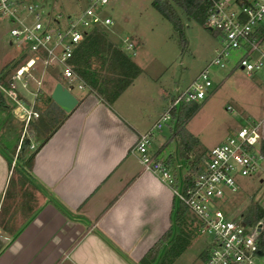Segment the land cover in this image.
Returning a JSON list of instances; mask_svg holds the SVG:
<instances>
[{
	"label": "crops",
	"instance_id": "crops-1",
	"mask_svg": "<svg viewBox=\"0 0 264 264\" xmlns=\"http://www.w3.org/2000/svg\"><path fill=\"white\" fill-rule=\"evenodd\" d=\"M101 39L94 32L82 40L72 64L90 85L98 68L93 76L102 73L105 84L83 91L69 112L61 110L30 165L11 167L12 155L0 147V264H139L171 225V188L141 170L132 151L150 125L152 105L139 101L143 69ZM95 55L101 57L96 67ZM40 79L37 92L49 95L58 81ZM173 156L161 159L170 167Z\"/></svg>",
	"mask_w": 264,
	"mask_h": 264
},
{
	"label": "built area",
	"instance_id": "built-area-1",
	"mask_svg": "<svg viewBox=\"0 0 264 264\" xmlns=\"http://www.w3.org/2000/svg\"><path fill=\"white\" fill-rule=\"evenodd\" d=\"M205 1L203 26L215 34L218 42L213 56L182 91L175 93L167 110L151 127L137 135L132 151L138 156L141 170L156 173L171 188L174 200L194 218L196 233L210 238L203 264H264V251L257 245L263 223L262 218L254 219L255 207L246 222L241 215H232L227 210V204L238 189L236 177L256 176L257 182L264 187V156L261 153L264 115L245 121L222 142L207 149L201 164L192 173L172 174L164 159L148 151L152 130L159 129L161 122L170 119L172 108L182 103L199 102L210 94V66L225 67L230 62V70L239 69L247 76L264 71V0ZM109 2L86 0L76 14L66 16L65 25L59 29L50 24L59 25L60 14L46 12V17H42V4L0 0V20L8 25V44L18 49L21 62L6 80L7 87L0 85V93L14 106L24 124L37 117L33 103L42 76L34 78L31 71L37 72L38 65L44 71L54 70L62 80L61 85L70 92L74 84L82 87V83L78 84L79 75L72 59L82 40L99 28L107 29L112 25V19L103 14ZM29 14L32 19L27 21ZM122 42L124 49L134 56V42L128 37ZM28 76L36 84L33 91L26 86ZM14 78L21 79V86L31 94L30 98L14 89ZM225 109L231 110L229 106ZM185 176L189 182L186 185Z\"/></svg>",
	"mask_w": 264,
	"mask_h": 264
},
{
	"label": "rangeland",
	"instance_id": "rangeland-1",
	"mask_svg": "<svg viewBox=\"0 0 264 264\" xmlns=\"http://www.w3.org/2000/svg\"><path fill=\"white\" fill-rule=\"evenodd\" d=\"M26 3H37L43 5L42 17H46V12L51 15L60 14L59 25L51 23L50 26L56 28L63 27L67 21V15L71 17L76 14L86 4V0H21ZM152 0H110L109 4L103 8V14L112 19V26L107 29L99 28L98 34L102 41L109 40L116 45L122 54L131 56L123 45V38L128 37L135 44L134 57L142 67L141 79H144V97L141 96L143 104H151L149 109V128L158 119L162 112H165L171 99L176 92L182 91L188 83L202 70L213 56V49L217 45V37L207 30L203 25H199L188 20L184 14L175 7V10L182 23L184 45L179 40L178 33L172 28L170 22L162 17L152 6ZM29 14L26 20H31ZM43 21V18H42ZM5 21L0 20V75L6 80L10 78L14 70L21 63L19 62V51L14 46L8 44V33ZM114 30V31H113ZM106 32L104 35L103 33ZM232 56V54H231ZM98 59H97V58ZM128 58V57H127ZM98 55L95 59H90L94 67L99 64ZM89 63V64H90ZM228 62L225 67H209V76L212 85L209 88L210 94L203 100L196 103H188L185 108H192L182 120L183 131L192 134L197 139V145L185 155V158L178 157L177 143L179 134H173L175 121L179 122V117H171L161 122L159 129L152 130L148 144L149 153L158 149V158H164L167 154H174L170 160L169 170L172 174H183L187 169V162L193 160L199 154L197 167L204 158L205 151L210 147L222 142L224 138L234 131L240 124L249 119H259L264 115V71L258 70L247 76L239 69H229ZM91 67V66H90ZM37 72L31 71L32 77L42 76L44 80H60L55 71H44L38 65ZM98 69V68H96ZM93 69L95 73L98 70ZM101 72V71H100ZM95 73L90 74L93 79V87L85 79L79 76L78 84L81 88L73 85L71 92L78 97L83 91H99L106 80L102 73L96 77ZM30 76V75H29ZM28 76L27 88L35 90V83L32 77ZM22 78V77H21ZM14 89L30 98L31 94L21 86V79H13ZM95 82V84H94ZM175 87H177L175 89ZM92 89V90H93ZM39 90V89H38ZM138 90V89H137ZM159 93V95L155 94ZM145 92L149 96H145ZM156 97V100H154ZM133 97L131 96V100ZM4 105L0 104V147L11 154V167L18 162L22 163L27 153L31 152L44 136L35 131L32 124L37 123L40 115L31 118L26 124L17 116L15 108L10 101L3 97ZM140 103V102H139ZM141 105V104H140ZM140 105H138L140 107ZM229 106L230 111L225 108ZM181 109L178 105L175 109ZM186 111V110H185ZM170 116L172 113L169 112ZM183 116V115H181ZM56 120L47 124L51 129ZM148 129V128H147ZM21 136H25L28 145L24 150V155L16 158L17 147ZM33 142L32 145L29 143ZM35 139V140H34ZM5 146V147H4ZM13 162V164H12ZM13 173L9 189L15 180ZM176 177V175H175ZM258 177L249 178L236 177L238 189L227 204V209L232 215H241L243 220H248V215L252 208L264 206V187L257 182ZM187 220L193 224L194 218L187 213ZM264 223V216L262 217ZM195 222V221H194ZM210 238L205 235H198L191 240L187 248L178 256L173 264H203L199 253L207 250Z\"/></svg>",
	"mask_w": 264,
	"mask_h": 264
},
{
	"label": "trees",
	"instance_id": "trees-1",
	"mask_svg": "<svg viewBox=\"0 0 264 264\" xmlns=\"http://www.w3.org/2000/svg\"><path fill=\"white\" fill-rule=\"evenodd\" d=\"M151 6L166 20H168L172 28L178 33L179 40L184 45V36L182 32V23L178 14L175 10V7L180 9L184 16L199 25H203L205 12H206V1L205 0H152ZM125 56V55H123ZM0 85L7 87L6 79L0 75ZM195 103V102H188ZM188 103H182L180 106L181 109H171L172 116L176 118L179 117V122L175 121L173 127V134H179V140L177 143V155L178 157L185 158L193 147L197 145V139L189 134L184 132L182 126V120L187 114L191 112L192 108H185L184 111H181L186 107ZM0 104L4 105L3 97L0 93ZM33 109L37 112V115H40L37 123L32 124V128L43 134L44 136L49 132L47 124L50 121L59 119L63 115V112L58 108L53 101L50 99L49 95L43 92H37ZM183 115V116H181ZM58 119V121H59ZM57 121V122H58ZM56 122V124H57ZM55 124V125H56ZM28 145V140L25 136H22L18 142L16 158L24 155L25 147ZM36 151V148L31 152L27 153L24 160H22L21 167H28L32 161V157ZM0 153L4 155V151L0 148ZM261 153L264 156V143L261 144ZM199 159V154H196L193 160L187 162L188 166L187 172H195L197 170V162ZM166 163V161H165ZM7 165L10 166V160L7 159ZM185 185L188 184V177H183ZM185 207L180 203L174 200L173 210L171 214V225L170 227L157 239V241L147 250L144 256L139 260V264H171L173 260L179 256L190 244L197 233L195 231L194 220L193 224L190 220H187V214ZM264 216V206H256L254 210V219L258 220ZM257 245L260 251H264V223L262 228L257 236ZM199 257L202 262L205 261L207 253L205 250H202L199 253Z\"/></svg>",
	"mask_w": 264,
	"mask_h": 264
},
{
	"label": "water",
	"instance_id": "water-1",
	"mask_svg": "<svg viewBox=\"0 0 264 264\" xmlns=\"http://www.w3.org/2000/svg\"><path fill=\"white\" fill-rule=\"evenodd\" d=\"M53 103L64 112H69L77 103L76 97L60 82H56L49 93Z\"/></svg>",
	"mask_w": 264,
	"mask_h": 264
},
{
	"label": "snow or ice",
	"instance_id": "snow-or-ice-1",
	"mask_svg": "<svg viewBox=\"0 0 264 264\" xmlns=\"http://www.w3.org/2000/svg\"><path fill=\"white\" fill-rule=\"evenodd\" d=\"M243 135V134H242Z\"/></svg>",
	"mask_w": 264,
	"mask_h": 264
}]
</instances>
